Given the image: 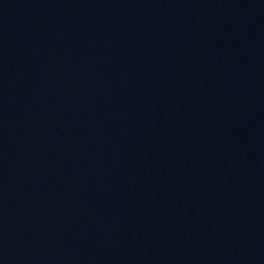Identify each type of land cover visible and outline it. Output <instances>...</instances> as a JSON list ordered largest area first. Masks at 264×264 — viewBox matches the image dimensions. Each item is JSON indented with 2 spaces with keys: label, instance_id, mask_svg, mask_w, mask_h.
<instances>
[{
  "label": "water",
  "instance_id": "95a60500",
  "mask_svg": "<svg viewBox=\"0 0 264 264\" xmlns=\"http://www.w3.org/2000/svg\"><path fill=\"white\" fill-rule=\"evenodd\" d=\"M0 264H264V0H0Z\"/></svg>",
  "mask_w": 264,
  "mask_h": 264
}]
</instances>
